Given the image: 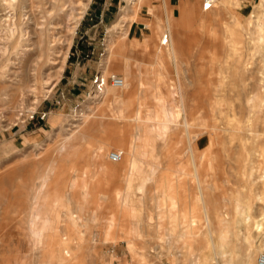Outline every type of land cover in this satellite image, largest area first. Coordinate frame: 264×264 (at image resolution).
Returning <instances> with one entry per match:
<instances>
[{"label": "rangeland", "instance_id": "rangeland-1", "mask_svg": "<svg viewBox=\"0 0 264 264\" xmlns=\"http://www.w3.org/2000/svg\"><path fill=\"white\" fill-rule=\"evenodd\" d=\"M181 1L174 28L163 11L158 24L146 22L145 38L153 33L158 41L139 49L129 29L147 13L143 0H61L48 33L58 47L55 60H48L49 28L42 25L51 3L39 0L32 49L11 65L15 73L0 74V264H231L230 257L241 263L244 254L246 264H259L264 61L249 42L264 20V0H222L210 10L203 0ZM169 28L176 57L170 42L161 43ZM68 49L57 83L60 65L54 62ZM104 70L126 75L129 86L108 85L106 94L95 95L93 76ZM35 77L38 90L32 91ZM113 92L125 104L111 100ZM122 108L130 115L141 108L143 120L119 119ZM88 114L92 124L85 125L79 149L69 159L56 158L57 147ZM165 122L161 136L155 130ZM196 132L192 153L189 137ZM112 150L122 151L121 162L109 159ZM135 159L142 165L130 176ZM48 169L55 173L39 196ZM198 178L212 227L224 229L223 238L208 226ZM35 209L41 233L32 230ZM70 210L74 217L67 218ZM259 218L263 230L257 233L251 229Z\"/></svg>", "mask_w": 264, "mask_h": 264}, {"label": "bare ground", "instance_id": "bare-ground-1", "mask_svg": "<svg viewBox=\"0 0 264 264\" xmlns=\"http://www.w3.org/2000/svg\"><path fill=\"white\" fill-rule=\"evenodd\" d=\"M222 0H215L214 1V4H213V7L212 8H215L217 7V5L221 2ZM46 2V1H44ZM49 2L51 4H48V5H51L50 9H46V10H43V14L47 13V16H45V18L43 19V27H48L49 29V32H47V36H48V40L47 42H49V47H48V60H55V58L53 57L56 53H55V49L56 48H53V45H55L54 40L58 39H53L55 36L54 35H50L48 33H52V31L50 30L51 28H53V26L55 25V19L57 17V9H62L61 8V0H49ZM63 2V1H62ZM70 2V1H69ZM39 0H0V74L3 77H6L9 75V73H11V71H13L15 73L14 70H12L11 68V65H16L18 63H20L27 55L28 53L30 52V50L32 49L31 48V33H30V28L32 26L33 23L37 24L38 26L40 25V22H38V19L36 17V10L40 9V5H39ZM66 4V2H65ZM70 4V3H69ZM203 4V3H202ZM264 4V3H263ZM45 5V3H44ZM47 5V3H46ZM130 5H132V3L130 2ZM63 6H64V2H63ZM45 6H43L44 8ZM264 7V5L262 6ZM47 8V6L45 7ZM211 8V9H212ZM261 10V8H260ZM46 11V12H45ZM59 12H62V11H59ZM66 12V11H64ZM264 14V12H262ZM42 14V15H43ZM67 14V12H66ZM41 15V14H40ZM46 15V14H45ZM68 15V14H67ZM71 15V14H70ZM72 16V15H71ZM59 17V16H58ZM69 17V16H68ZM43 18V16H42ZM62 18V17H61ZM63 19V18H62ZM68 19V18H67ZM42 20V19H40ZM64 21H67V20H64ZM69 21V20H68ZM67 21V22H68ZM66 22V23H67ZM64 23V22H63ZM59 24V23H58ZM69 24V22H68ZM61 25L64 26V24L61 23ZM67 25V24H66ZM72 26V25H71ZM36 27V26H35ZM65 27H68V26H65ZM56 28V27H55ZM251 28V27H250ZM64 29V28H63ZM72 29V28H71ZM254 29V28H253ZM252 29V30H253ZM47 30V31H48ZM56 31V29H54ZM251 30V31H252ZM33 31V30H31ZM46 31V30H45ZM51 31V32H50ZM34 32V31H33ZM57 32V31H56ZM60 32V30H59ZM253 33V36L251 38V41L249 42V48L253 49L254 52L257 54H261L260 56V59L262 61H264V20H259L258 24L255 26V30L252 31ZM41 34H42V31H41ZM166 38V42L164 43L163 40L164 38ZM52 39V40H50ZM170 39V33H165L163 34V37L161 38V43L162 44H167L169 43ZM33 40V39H32ZM58 41V40H57ZM170 45V55L173 56V57H176V49L175 47L171 48V43L169 44ZM11 50V51H10ZM58 51V50H57ZM251 54V53H250ZM39 56V55H38ZM57 56V55H56ZM55 56V57H56ZM63 60H60V61H56L54 62L55 64L57 63L59 66V70L57 71V76L58 78H56L57 80V83H58V80H60V77L62 75V72L64 70V66H65V63H66V60L69 56V49L67 50V52L63 55ZM254 56V55H252ZM40 57V56H39ZM252 58V57H250ZM3 62V63H2ZM49 63V62H48ZM17 66V65H16ZM32 69V68H31ZM185 71L187 70L186 68L184 69ZM264 70V69H263ZM105 71V70H104ZM43 72V71H42ZM44 73V72H43ZM187 73V72H186ZM185 73V74H186ZM19 74V73H18ZM103 75L104 76H107V73L106 71L103 72ZM188 75V74H187ZM56 76V77H57ZM186 76V75H185ZM45 77V76H44ZM123 78V85L119 88H127L129 86V82H128V77L125 75L122 77ZM227 78V76L225 77ZM44 83L49 85L51 83H53V78L52 76H48L46 78H44ZM263 81H264V78H263ZM55 83V82H54ZM189 83V82H188ZM37 78L35 77L34 78V82L33 84L30 86L31 87V90L34 91V90H38L37 89ZM143 84V83H142ZM141 84V85H142ZM191 84V83H190ZM140 85V84H139ZM144 85V84H143ZM50 86V85H49ZM46 87V86H45ZM108 87V86H107ZM106 87V89H107ZM116 88V87H115ZM104 91V93L101 94L104 95L106 94V90ZM48 90V89H47ZM141 90V89H140ZM46 91V90H45ZM47 92V91H46ZM50 92V90H49ZM109 92V90H108ZM108 92H107V96H108ZM110 99L111 100H114V102L116 101L118 103V101L122 102L125 104V102H123L125 100V98L121 95V94H117L115 92H113L112 94L109 95ZM140 98V97H139ZM258 101H263L262 98L259 97ZM138 103V101H137ZM263 103V102H262ZM122 106V104H120ZM141 105V104H140ZM139 105V106H140ZM262 105V104H261ZM260 105V106H261ZM142 106V105H141ZM263 106V105H262ZM257 104H256V108H257ZM121 108V107H119ZM118 108V109H119ZM142 108V107H141ZM139 108L135 114L133 115H130L128 113H126L125 111H123V108L120 109V114L117 116L119 119H124V120H127V121H130V122H140L143 120V113H142V109ZM263 108V107H262ZM182 110V109H181ZM172 113V112H170ZM107 115V114H106ZM106 115H102L101 119H105L106 118ZM146 115V114H145ZM156 115V114H155ZM98 116V114H97ZM99 117V116H98ZM153 115L152 114H148L147 115V118L146 120L152 118ZM169 117H170V114H169ZM173 118V115L171 116ZM83 122H84V126L82 128H79L77 131H75L74 133H72L69 137L65 138V140L57 147V149L55 150L56 152V158L57 156L59 157H64V158H68L69 156H71V154H73L74 152H76V150H78V146L80 145L79 144V140L80 139H85L86 135L88 134L87 133V127L85 128V125L86 126H89L92 124V121H91V115H85L84 118H83ZM93 120V119H92ZM98 120V119H97ZM149 121V120H148ZM101 122V121H100ZM103 123V122H101ZM100 123V124H101ZM145 123V122H144ZM161 123V122H160ZM170 123V122H169ZM104 124V123H103ZM152 124V123H150ZM158 125V124H157ZM163 126H166V122L161 124L160 127H158L159 130H155V131H158L161 136H163V132L165 131V128L162 127ZM190 123L188 121H186L185 123V126L186 127H189ZM141 126V125H139ZM138 126V127H139ZM93 127V126H92ZM91 127V128H92ZM155 128V127H154ZM90 129V127H89ZM142 129V128H141ZM91 130V129H90ZM142 131V130H141ZM124 132V131H123ZM87 133V134H86ZM105 133V132H104ZM117 133V132H116ZM144 133V132H143ZM195 133V132H194ZM91 134V133H90ZM123 134V133H121ZM138 134V133H137ZM201 134V132H200ZM203 134V133H202ZM140 135V134H139ZM106 136V134H105ZM122 136V135H121ZM120 136V137H121ZM199 133L196 132V134L194 136H190L189 137V151H191L193 153L194 151V142L199 138ZM160 137V135H159ZM161 139V137H160ZM133 140V139H132ZM198 141V140H197ZM197 143V142H196ZM137 144V143H136ZM133 145V144H132ZM100 146V145H99ZM104 147V145H102ZM134 148H131L133 149L132 151L135 150V145H133ZM103 147H100L99 149V153H101V151L103 150ZM78 148V149H77ZM197 149V148H196ZM81 150V149H80ZM94 151V149L92 150ZM122 152V151H121ZM96 153L95 155H97V152H94ZM93 153V154H94ZM143 156H144V153H141ZM76 155V154H74ZM100 156V155H98ZM133 156V154H132ZM140 156V155H139ZM138 156V157H139ZM135 156H133L134 158ZM201 158V157H200ZM54 159V157H53ZM69 159V158H68ZM67 159V160H68ZM110 159V158H109ZM123 159V157H122ZM122 159L118 162H121ZM60 160V158H59ZM57 161V159L54 160V164L55 162H61V161ZM132 160V159H131ZM137 159L133 160L131 162V169H130V176L134 174V170L137 169L138 167H140L143 163L142 160H141V156L138 160H141L140 162V165L137 164L138 162L136 161ZM65 161V160H63ZM112 161V160H111ZM56 162V163H57ZM67 162V161H66ZM114 162V161H112ZM118 162H115V163H118ZM130 162V161H129ZM59 164V163H58ZM154 164V163H153ZM60 165V164H59ZM64 166V164H61ZM63 166L61 167L63 169ZM156 166V165H154ZM49 167V166H48ZM55 167V166H54ZM57 168V167H56ZM60 168V167H59ZM140 169V168H139ZM61 170V169H60ZM59 170V171H60ZM148 171V170H147ZM55 173V170L53 171L52 169H48L47 172L42 175L41 179H40V185H39V192H38V195L41 196L43 194H45L47 192V188H48V185L49 183L52 181V178H53V175ZM77 176V175H75ZM74 176V177H75ZM131 178V177H129ZM148 178V177H147ZM54 179H56L54 177ZM59 179V178H58ZM76 179V177H75ZM54 181H57V180H54ZM75 181V180H74ZM198 183H199V186H200V189H201V198L203 199L204 201V206H205V215H206V221L208 222V226L211 228L210 230L213 232V233H219L218 236L223 238L224 235H225V231L224 229H221L220 231L217 229H213L212 227V215H211V211L208 207V203H207V199H206V195L205 193L203 192V188H202V182L200 180V178H198ZM53 184V183H52ZM50 187V186H49ZM204 187V186H203ZM140 189H143V186H140L139 187ZM48 203V202H47ZM60 205V204H59ZM37 206L38 208L41 207V204L39 202H37ZM71 211V210H70ZM68 212V211H67ZM40 212L38 209H35L33 210L32 212V220H31V225H32V230L33 231H37L38 228H36V223H37V219H39L41 216H40ZM67 218H69V216H72L74 217V213L71 211L67 214ZM76 219V218H75ZM247 219L251 220V215H247ZM75 222V220H74ZM115 223V222H114ZM252 231H256L257 233H260L262 230H263V222H262V218H259L257 220H255V222L253 223L252 225ZM38 233H41L39 231H37ZM211 237V235H210ZM47 239V238H46ZM66 239V238H65ZM67 240V239H66ZM52 241V240H51ZM62 241V240H61ZM64 241V240H63ZM39 246V245H38ZM65 253H69V250H65ZM64 253V254H65ZM70 255V254H68ZM67 255V256H68ZM247 255L248 254H245V259H244V264H246L247 262ZM260 264V262H259Z\"/></svg>", "mask_w": 264, "mask_h": 264}, {"label": "crops", "instance_id": "crops-1", "mask_svg": "<svg viewBox=\"0 0 264 264\" xmlns=\"http://www.w3.org/2000/svg\"><path fill=\"white\" fill-rule=\"evenodd\" d=\"M115 1L116 0H112V2L110 3H113ZM143 1H144L143 4L145 5L144 9L147 10V13L144 12L139 13L138 20H134L131 23L129 29V37L132 36V40H136L138 41V43H140L138 46H136V48L139 49L143 48L145 46V43L147 46H151L153 44L152 41H158V37L153 33H150V35L148 36L149 38H145V35L148 32L145 30L147 29L146 22L153 21L154 23L158 24L159 22L158 17L164 11L166 18H168V24L169 23L173 24V28H174L173 20L176 16V13L180 11V6L182 4L181 0H143ZM203 21H206V19H203ZM168 32L170 33L171 36L172 31L170 30V28L168 29ZM169 41L171 43V48L175 47L172 41V36L171 39H169ZM244 259H245V254L244 256L241 257V263L236 262L237 259L235 258V256L229 258L230 262L232 261L231 264H244L243 263Z\"/></svg>", "mask_w": 264, "mask_h": 264}, {"label": "built area", "instance_id": "built-area-1", "mask_svg": "<svg viewBox=\"0 0 264 264\" xmlns=\"http://www.w3.org/2000/svg\"><path fill=\"white\" fill-rule=\"evenodd\" d=\"M215 0H203L202 8L204 10H210L213 7ZM166 38H164L163 42H166ZM93 84V92L95 95H101L104 93L106 87L108 85H111L113 87L119 88L123 85V78L116 73H111L107 76L103 75L102 71H97L95 75L93 76L92 80ZM123 153L118 150H112L109 153L110 160L114 162H118L122 159ZM259 262L260 264H264V253H261L259 256Z\"/></svg>", "mask_w": 264, "mask_h": 264}]
</instances>
